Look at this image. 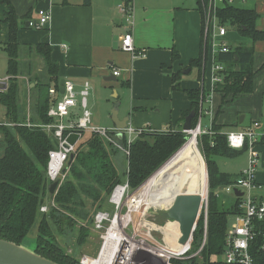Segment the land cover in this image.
<instances>
[{
  "label": "trees",
  "instance_id": "obj_1",
  "mask_svg": "<svg viewBox=\"0 0 264 264\" xmlns=\"http://www.w3.org/2000/svg\"><path fill=\"white\" fill-rule=\"evenodd\" d=\"M207 3L208 0H196L202 17L201 49L199 56L191 59L187 66L189 69L193 67L198 69L197 77L200 81L208 49V35L204 36L203 9ZM0 4L7 5L3 20L8 23V40L0 44V49L7 55L5 71L7 86L0 90V103L5 108L6 120L16 123L13 126L0 127V238L20 244L36 224L34 251L37 254L59 264H81L78 259L60 248L54 231L62 232L66 227L71 229L75 225L76 217L87 219V213L81 208L82 196L96 202L98 210L102 205H109L108 197L116 185L127 183L130 191L137 189L183 145L186 133L180 128L153 130L146 127L129 145L128 155L121 150L127 159V165L124 171L119 173L112 161V155L120 149L102 136L90 132L75 146L73 158L67 163L68 177L53 193H49L46 165L48 151L56 146V142L38 127L17 124L24 123L27 119L18 102V76L22 73L19 57L23 49L36 53L41 57L48 74L46 80L36 77L33 89L36 95L35 117H29L32 123L52 120L47 116V109L52 101L49 88L54 87L59 91L58 65L51 59V47L48 43L22 45L17 41L19 20L24 22L30 20L31 10L18 16L11 0H0ZM214 15L218 25L235 27L241 36L250 39V44L228 46L227 51L219 49L216 54L217 62L223 65L220 72L222 80L214 82L212 91L220 95V104L207 132L198 137L210 191L206 229L200 216L191 234L190 249L185 254L186 257L171 258L172 264H231L217 257L223 252L224 236L229 225L228 215H234L239 210L235 202L229 209H219L217 196L213 191L233 182L238 174L233 178L221 171L215 159L217 156L234 157L245 151L246 146L240 150L229 147L222 130L223 125L216 123V117L222 105L236 96L253 91V78L256 72L253 69V44L264 40V27L258 28L260 15L255 9L239 7L226 1L215 8ZM178 57V52L173 50L172 59ZM182 72L178 70L171 74V89L182 90L179 83ZM183 91L189 100V107L182 112L179 121L183 122L185 116L193 111L194 115L190 121L193 130L200 114V104L203 108L209 91L202 85ZM116 139L121 145L127 146L125 138ZM260 144H264V136ZM46 194L52 197L56 206L43 213L40 206ZM90 223L93 224L92 218ZM87 233L88 229L80 226L77 242L82 243ZM263 241L264 238L258 236L250 246L253 264H264V249L260 248ZM200 247L197 255L190 256Z\"/></svg>",
  "mask_w": 264,
  "mask_h": 264
},
{
  "label": "crops",
  "instance_id": "obj_2",
  "mask_svg": "<svg viewBox=\"0 0 264 264\" xmlns=\"http://www.w3.org/2000/svg\"><path fill=\"white\" fill-rule=\"evenodd\" d=\"M122 1L11 0L18 16L24 15L29 9L30 20L38 18L39 9L50 13L48 24L40 30L26 25L27 20H19L17 41L22 45L48 43L51 59L58 65L59 79L72 81L77 93L84 82L89 83L88 96L91 94L92 105L89 110L94 125L99 122L95 107L101 104L102 97L108 91L115 98L113 109L116 110L119 125L128 119L127 125L137 129H181L184 121L180 122V117L189 107V100L183 90L199 88L201 85L209 91L203 113L215 116L220 95L212 91L214 65H222L217 62L216 54L222 45H248L249 39L231 26L221 25L225 29L223 35L217 33V28L213 32L209 30L207 56L202 65L200 81L198 69L187 67L191 59L199 56L201 49L202 17L196 0H133V46L137 51L144 49L141 55H133L121 48V37L126 25L117 6ZM229 3L255 9L260 15L258 28L264 27V0H232ZM221 4L217 3L216 7ZM6 9V4H0V44L8 40V23L3 20ZM253 47V69L256 71L253 91L236 96L222 105L216 123L229 125L224 132L242 130L254 121L264 123V40L256 41ZM173 50L179 54L175 60L172 59ZM187 68L189 71L184 73ZM114 69L120 71L119 76L113 75ZM178 70L183 71L179 80L182 90H173L171 74ZM110 76L114 79H109ZM0 80L6 82L5 73L0 76ZM121 89L129 94V106L126 109L119 107L123 94ZM60 94L56 98H60ZM80 112L78 105L73 107L70 118L78 116ZM108 118L104 122L109 124L104 126L116 127L112 113ZM258 151L259 164L255 179L262 191L264 144L258 145ZM259 196L264 198L261 193Z\"/></svg>",
  "mask_w": 264,
  "mask_h": 264
},
{
  "label": "built area",
  "instance_id": "obj_3",
  "mask_svg": "<svg viewBox=\"0 0 264 264\" xmlns=\"http://www.w3.org/2000/svg\"><path fill=\"white\" fill-rule=\"evenodd\" d=\"M225 1L229 3L232 0H208V3L203 6L205 37L209 34V30L213 32L216 28L219 35L224 34V27L216 24L214 10L217 3H223ZM117 8L118 12L123 16L126 25V31L121 37V48L133 55L143 54L144 49L137 51L133 46V0H123L118 4ZM37 16V19L27 21L28 26L35 29H42L46 27L50 19V13L44 9H39L37 10ZM227 49L226 45H222L220 47L221 51H227ZM222 69L223 67L221 64L214 65L213 82H220L222 80V74H220ZM112 73L114 76L120 75V71L118 69H114ZM63 87L64 90L60 94V98H56L59 92L56 91L54 87L49 88V94L52 101L47 109V116L52 119L51 121L45 123L41 121L32 123L29 121L28 117L24 123H17L19 125L24 124L28 127H38L51 136V138L56 142V146L48 151V160L46 165V177L48 179V184L56 181V188L63 180L70 154H73L75 146L80 140L83 132H94L97 135L102 136L106 141L112 143L128 155V147L131 142L140 134L142 130L146 129V127L137 129L130 124L123 129L94 125L91 121V112L88 109L86 98L88 96L89 83L84 82L82 89H80L78 93L75 91L74 84L70 80H64ZM207 100L208 99H206V101ZM77 105L80 107V114L76 117L70 118L71 109ZM202 113L203 108L200 104V114L197 123L199 132ZM15 124L16 123L9 122L7 120L0 121V127L13 126ZM205 132H207V129H203L200 133ZM70 133H78V139L74 144H68V146L65 147L64 143H66V137ZM119 133H122V137L125 138L126 147L117 141L116 138H119ZM225 135L229 147L240 150L246 146L245 150L247 152V163L246 166L239 171L237 178L233 182L222 185L213 191L215 196H218L220 191L234 196L235 203H237V209L239 210L238 213L233 215L232 223L228 225L226 230L221 260L231 264H253V257L249 251L250 246L256 237L261 236L264 238V198L259 196L261 186L256 183L255 179L256 170L259 164L258 145H260V140L264 136V123L254 121L251 125L242 130L226 131ZM119 188L126 191V188H128L127 183L116 185L108 197V202L115 208H119L122 204L123 197L118 192ZM236 190L240 194H236ZM209 193L210 191L208 185H206L205 190L201 193L200 206L197 214V219L202 216L204 229H206L207 224ZM46 209V205L40 206V211L44 212ZM106 218V212H97L93 218V223L96 227H101L103 226V221ZM104 235L102 236L103 240ZM190 241L191 238L187 244H184L187 245V247L180 254L176 255L174 253H168L167 264H172L170 262L171 258L186 257L185 254L190 249ZM201 247L190 256L197 255ZM260 248L264 249V241L261 243ZM165 249L168 250L167 247L161 248L163 251ZM138 251H143L144 253L149 254V252L144 250L143 247ZM136 252L130 256H120L119 258H116L112 264H138V262L133 258ZM80 263L87 264L83 262V258ZM156 264H162V261L160 262L157 260Z\"/></svg>",
  "mask_w": 264,
  "mask_h": 264
},
{
  "label": "rangeland",
  "instance_id": "obj_4",
  "mask_svg": "<svg viewBox=\"0 0 264 264\" xmlns=\"http://www.w3.org/2000/svg\"><path fill=\"white\" fill-rule=\"evenodd\" d=\"M32 29H35V28H32ZM37 30H40V29H37ZM19 61L21 62L22 73L20 74V76H18V83H19L18 102L21 106L23 113L26 115L27 118L35 117V96L36 95L33 89L36 85V81H37L36 77H40V80H46L48 77V74H47V71L45 69V66H44V63L41 57L32 51H28L25 49L24 52L20 54ZM6 62H7L6 53H4L3 51H0V76H2L5 73ZM121 91L123 94H121V103L119 107H121V109L123 108L126 109L127 106H129V94L125 92L124 89L123 90L121 89ZM89 96L86 97L87 106H88V109H91L92 108L91 94ZM102 98L103 100L101 101V104L95 107V111L97 115L99 116L98 118L99 122H97V125L101 127H107V126H104V124L105 125L109 124V122L108 123L104 122V120L110 119L108 117L110 113H112L113 106H114L113 104L115 103V98L111 96V93L109 91ZM213 118H214V114L212 117L208 113H203L201 115L200 128H199L200 132L203 131V129H206L210 126V122H211L210 120H212ZM4 120H6L5 108L0 103V121H4ZM223 127H224L223 131H224L228 129L229 125L223 126ZM196 128H197V123H196V126L193 128V130ZM191 131L186 133V140L183 144L187 142ZM200 132L198 131L195 141H196V146L199 151V154L202 158L203 165L205 167L206 185H207L208 182H207L206 165H205V161L201 154L200 146L198 143V137L200 136V134H202ZM88 134L89 132L85 131L80 140L85 139L88 136ZM215 160L221 171L226 172L230 176L235 178V176L239 173V171L246 166L247 154H246V151L243 150L242 152H240L238 155L234 157L217 156ZM112 161L117 171L119 173H122L124 171V168L127 165V159L124 156V154L121 152V150H119L116 154L112 155ZM67 168L68 167H66L62 182L65 181V179L69 175L67 173ZM140 186L138 188H140ZM138 188L133 191H130L129 188H126L125 194L122 198V204L119 208L113 207L108 202L110 206L108 204L102 205L97 210L96 202H93L92 200L87 199L82 196L83 205L81 208H82V211L87 213L88 215L87 219L83 220V219L76 217L75 225H73L71 229L66 227L63 229L62 232L54 231L57 244L60 246V248H62L64 252L72 255L73 257H75V259H78L79 261H81L83 257L96 258V256L98 255L100 251L102 242H103L102 236L105 234L106 229L109 226L112 218H114L115 215H118V216L126 215L128 211V205H129L128 202L133 196V194L137 192ZM260 193L264 195V190H262ZM234 202H235L234 196L225 194L222 191L219 192V195L217 196V205L219 209H225V210L229 209L234 204ZM42 205H46L47 207L46 211H44L43 213L49 212L50 207L56 206L55 202L53 203L52 197L49 196L48 194L45 195ZM143 208L144 207H140L139 210L131 212V222L122 230V233L124 234L125 237H127L130 241L134 242L137 245H141V246L146 245V247L153 248V249L166 248L168 246L166 243L167 238L165 236V233L163 232V228L165 227L167 222L173 223L176 221L165 219L167 207H164V206L149 207L145 212L143 211ZM97 212H106V215H107V218L103 221V226L101 227H96L94 223L93 224L90 223V219L91 218L93 219ZM160 213L162 214L161 219L159 217ZM156 215L158 217H155ZM128 218H130V216ZM141 220H145L147 224H150V225H157V228H154V229L150 228L147 231L140 230L138 226H139V223H141ZM232 220H233V215L229 214L228 224L232 223ZM80 226L86 227L88 229V233L84 236L85 238L82 243L77 242V237L79 235ZM35 236H36V224L33 225L29 234L25 237V240L23 241L24 247L32 248L35 244ZM126 244H130V242L127 241L126 243L123 244V246H125ZM138 250L139 249H137L136 251ZM155 254L156 253L153 254L150 252L149 254H146L143 251L142 252L138 251L135 253L133 258L138 262V264H156L158 258L156 257ZM157 254H158V250H157ZM217 258L222 259V255H220ZM158 260L161 262L160 259Z\"/></svg>",
  "mask_w": 264,
  "mask_h": 264
},
{
  "label": "bare ground",
  "instance_id": "obj_5",
  "mask_svg": "<svg viewBox=\"0 0 264 264\" xmlns=\"http://www.w3.org/2000/svg\"><path fill=\"white\" fill-rule=\"evenodd\" d=\"M198 128L190 132L185 144L176 151L150 178L141 184L137 192L133 194L128 202V211L125 216L115 215L106 229L104 240L96 258L83 257L87 264H112L116 259L130 256L137 249L150 253H156V257L163 264H167L168 253L180 254L187 245L178 243L180 235L177 222H167L163 232L167 238L168 250L149 248L146 245H137L124 236L122 230L131 222V212L144 207L145 212L149 207H168L177 193H202L206 188V172L202 158L196 146ZM119 194L123 197L125 190L119 188ZM130 216V218H128ZM138 228L147 231L150 228H157V225L147 224L141 220ZM130 242V244L124 243ZM136 248V249H135ZM158 250V254H157ZM111 257V258H110ZM157 259V260H158ZM159 261V260H158Z\"/></svg>",
  "mask_w": 264,
  "mask_h": 264
},
{
  "label": "water",
  "instance_id": "obj_6",
  "mask_svg": "<svg viewBox=\"0 0 264 264\" xmlns=\"http://www.w3.org/2000/svg\"><path fill=\"white\" fill-rule=\"evenodd\" d=\"M26 25H28V22H26ZM236 69H238V67H236ZM188 71L189 69L187 68L184 70V73H187ZM109 79H114V77L110 76ZM63 82H64L63 79L59 81V92L60 93H62L64 90ZM6 86H7L6 82L3 80H0V90H4ZM115 113H116V110L113 109L112 110V121L116 125L117 128L123 129L124 127L127 126L128 119H125V121H123V125H119L117 123V118H116ZM193 115L194 113L193 111H191L188 115L185 116L181 131L188 133L189 131L192 130L190 121ZM78 136H79L78 133L68 134L66 137V143H64V146L67 147L68 144H74L76 140L78 139ZM118 137L122 138V133H119ZM72 158H73V154H70L68 163L71 162ZM56 186H57L56 181L49 183L48 184L49 193H53ZM235 193L240 194L237 190ZM200 200H201V193L181 192V193H177L174 196L172 203L167 207L166 211H167L168 218L178 223V227L180 231V235L178 237V243H180L181 245L187 244L189 239L191 238V234L194 230V225L197 219V214H198V210L200 206ZM23 241L20 244H16L14 242L0 238V264H59L55 261H52L50 259H47L37 254L34 251L35 244L32 248L24 247Z\"/></svg>",
  "mask_w": 264,
  "mask_h": 264
},
{
  "label": "flooded vegetation",
  "instance_id": "obj_7",
  "mask_svg": "<svg viewBox=\"0 0 264 264\" xmlns=\"http://www.w3.org/2000/svg\"><path fill=\"white\" fill-rule=\"evenodd\" d=\"M155 217H158V216L156 215ZM159 217H160V219H161V217H162V214H161V213H160V216H159ZM165 217H166L165 219H167V220H171V219H169L168 216H167V211H166V216H165ZM159 229H160V228H159Z\"/></svg>",
  "mask_w": 264,
  "mask_h": 264
}]
</instances>
